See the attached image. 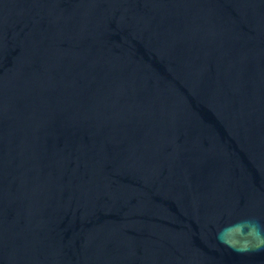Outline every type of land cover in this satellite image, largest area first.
Segmentation results:
<instances>
[{"label":"water","instance_id":"obj_1","mask_svg":"<svg viewBox=\"0 0 264 264\" xmlns=\"http://www.w3.org/2000/svg\"><path fill=\"white\" fill-rule=\"evenodd\" d=\"M0 264H264V0H0Z\"/></svg>","mask_w":264,"mask_h":264}]
</instances>
